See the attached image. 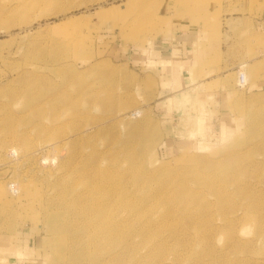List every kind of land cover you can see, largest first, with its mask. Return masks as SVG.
I'll return each instance as SVG.
<instances>
[{
    "label": "rangeland",
    "instance_id": "1",
    "mask_svg": "<svg viewBox=\"0 0 264 264\" xmlns=\"http://www.w3.org/2000/svg\"><path fill=\"white\" fill-rule=\"evenodd\" d=\"M222 7L264 17V0H0V189L30 193L21 205L0 196V264H59L58 251L69 262L85 232L69 213L59 232L58 215L84 202L98 165L135 204L119 221L132 228L105 249L119 251L115 264H149L145 242L166 264H264V101L249 105L264 99L262 20H248L246 49L225 50L219 77L178 91L180 106L147 60L184 21L211 30ZM137 171L165 179L150 199Z\"/></svg>",
    "mask_w": 264,
    "mask_h": 264
},
{
    "label": "bare ground",
    "instance_id": "2",
    "mask_svg": "<svg viewBox=\"0 0 264 264\" xmlns=\"http://www.w3.org/2000/svg\"><path fill=\"white\" fill-rule=\"evenodd\" d=\"M115 7H113L114 9ZM119 9V8H118ZM113 10H102L97 12V17L99 19H109L113 14ZM240 75V74H239ZM238 75V88L244 89L246 87L245 77L243 75L242 80L240 81ZM172 97V96H171ZM186 98L181 96L174 95L172 98V102L181 105L184 103ZM264 101L262 97H256L250 101V107L258 106ZM260 106V105H259ZM133 112V113H132ZM130 115V119L135 120L136 118L139 119L141 117V110L137 109L136 111H132ZM132 124L130 122H126L125 127L130 129ZM199 127V126H198ZM202 128L199 127L198 132L201 133ZM131 130H135L131 128ZM203 133V132H202ZM14 152V151H13ZM55 153V152H54ZM15 154V153H14ZM53 154V153H52ZM11 155V154H10ZM49 156V155H47ZM46 156V157H47ZM51 156V155H50ZM55 156V155H54ZM45 157V156H44ZM43 159H46L44 158ZM42 159V160H43ZM52 159V158H51ZM117 160V158L115 159ZM47 161V159L45 160ZM44 161V163H46ZM51 161V160H50ZM54 161V160H52ZM56 161V160H55ZM49 161H47L48 163ZM127 171H133L131 167L130 158L128 161H123ZM178 162V161H177ZM11 163V162H10ZM41 163V162H40ZM53 163V162H52ZM55 164V162L53 163ZM64 164V163H63ZM50 165V164H49ZM55 166V165H54ZM105 168V167H104ZM91 173L96 177L97 181L92 182L86 192L82 195L84 202L79 197L77 201L72 203L71 209L68 210V206L64 207L63 212H61V216L58 215V229L59 232L68 233V223L66 220V215L71 214L74 219H80L81 226L79 225L80 230H83L85 233L82 238H86L85 242H82L77 249L71 252V259L69 262L64 258V255L61 254L62 251H58V254L55 253V259L59 261V264H115L117 260L120 259L119 251L116 253L112 251H106V247L112 243V241L116 238H119L122 231L127 229H131L132 227L128 225L131 223L132 220H125V222L120 223L122 218H125L130 209L134 207V202L130 200L128 196H125V191H119L118 187H114V176L113 172L110 169H103L99 165L96 168L91 170ZM79 178V177H78ZM134 182L138 183L143 181L147 185L145 190H142L141 198L142 200L150 199L152 196L155 195L154 189H161L165 179L157 176H150L142 171H137L133 177ZM70 178L67 181V184L63 185L64 192L72 191V186L75 184L74 181ZM151 183H155L156 188L151 186ZM15 185H17L15 183ZM13 185V186H15ZM10 186V185H9ZM4 185L2 186V188ZM27 186L18 185L17 190L12 188L6 187L4 193L2 194L0 189V196L2 195L3 201L5 204H9L7 199H11L14 201L15 204L21 205L24 200H28L30 197L29 189H26ZM16 188V187H15ZM9 198H8V197ZM117 202H116V200ZM58 201V200H57ZM224 202V199H220V203ZM61 203L54 202L52 200V207L55 209V204ZM110 207V210H109ZM128 217V216H127ZM126 217V219H127ZM168 221V218L163 219L161 222L165 223ZM155 230H161L160 228L157 229H149L145 228V233L141 234V237H146L148 235L151 239L159 238L161 233H158ZM161 241V240H160ZM142 250L146 252L147 258H151L150 263L162 264L159 258H154L157 255V251L152 253V250H157L160 248L161 244H149L145 242L143 244ZM129 248V247H128ZM130 250V248H129ZM106 251V252H105ZM174 258L177 257V254L173 256ZM166 264V263H164Z\"/></svg>",
    "mask_w": 264,
    "mask_h": 264
},
{
    "label": "crops",
    "instance_id": "3",
    "mask_svg": "<svg viewBox=\"0 0 264 264\" xmlns=\"http://www.w3.org/2000/svg\"><path fill=\"white\" fill-rule=\"evenodd\" d=\"M224 8L222 7L219 21L209 31L202 24L190 25L184 21L180 28L176 27V31L171 32L172 35L150 44L148 50L150 57L147 60L160 65L161 79H166L163 84L173 93L219 77L225 64L223 54L226 49H246L243 42L249 32L247 28L249 17L246 15L230 17L232 15L223 12ZM263 19L264 17H261L254 21L258 23V20ZM250 21L251 24L254 22ZM213 54L220 55L219 63L214 67H205V62ZM174 95L186 98L179 92Z\"/></svg>",
    "mask_w": 264,
    "mask_h": 264
},
{
    "label": "built area",
    "instance_id": "4",
    "mask_svg": "<svg viewBox=\"0 0 264 264\" xmlns=\"http://www.w3.org/2000/svg\"><path fill=\"white\" fill-rule=\"evenodd\" d=\"M261 24H262V26L264 27V19L262 20ZM242 78H243V74H240V75H239V79H240V81L242 80Z\"/></svg>",
    "mask_w": 264,
    "mask_h": 264
}]
</instances>
